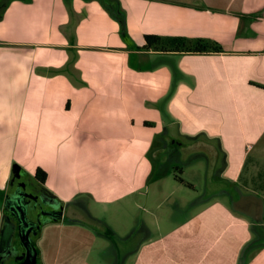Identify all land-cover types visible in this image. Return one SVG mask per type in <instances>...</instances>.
I'll use <instances>...</instances> for the list:
<instances>
[{"label": "crops", "instance_id": "1", "mask_svg": "<svg viewBox=\"0 0 264 264\" xmlns=\"http://www.w3.org/2000/svg\"><path fill=\"white\" fill-rule=\"evenodd\" d=\"M148 35L222 52L146 50ZM38 169L60 215L41 228L40 264H264V0H13L0 18V241L10 181ZM180 187L200 201L172 223ZM141 206L125 242L106 217Z\"/></svg>", "mask_w": 264, "mask_h": 264}, {"label": "flooded vegetation", "instance_id": "2", "mask_svg": "<svg viewBox=\"0 0 264 264\" xmlns=\"http://www.w3.org/2000/svg\"><path fill=\"white\" fill-rule=\"evenodd\" d=\"M12 1L13 0H0V18L2 17L5 9ZM14 185V188H10V194L7 195L6 198H10L13 201L16 200L17 204L14 203V206H10L7 208V211L4 212L3 221H6L5 234L9 235V232L11 230L13 231L14 229L15 237L14 239H12V242L15 244V248L12 249L9 255V259H4V257H2L1 264H22L27 258L25 255L26 251L22 247L20 249V247L18 246L19 241L17 236L20 233L21 227L20 222L18 220V218L20 217V212H18L17 210V205H19V201H21L24 205H28V208L30 209L27 214L28 223L31 222L32 226H37V229L33 228L32 231L29 233V239L31 241L32 247L36 251V264H40V253L37 247V239L40 236L41 228L43 227V225L46 222L51 221L49 216L52 215L53 217L55 216V214L58 215V212L53 206H51V203H53V201L50 200L47 193L42 189L41 185L36 183L34 180H18L15 181ZM23 189H25V191H28L29 195L32 198H36L37 200H39V202L35 204L33 202L31 203L30 201H28V198H25L23 193L20 192ZM11 211H14V213ZM28 249L31 250V247H29ZM27 253L31 254L30 252Z\"/></svg>", "mask_w": 264, "mask_h": 264}, {"label": "rangeland", "instance_id": "3", "mask_svg": "<svg viewBox=\"0 0 264 264\" xmlns=\"http://www.w3.org/2000/svg\"><path fill=\"white\" fill-rule=\"evenodd\" d=\"M176 175H178V176H181L180 174H178V173H176ZM210 177V176H209ZM197 185H198V183H197ZM196 185V186H197ZM203 186V185H202ZM201 185H199L197 188H198V191H200V193L198 192V194H200V195H204L203 194V188L201 189V187H202ZM208 186H210V184L208 183ZM219 186V185H218ZM181 188V187H180ZM214 187H212L211 189H213ZM183 189V190H182ZM202 191V192H201ZM208 193H209V191H210V189H207L206 190ZM186 192H188V190H186L185 188H181V190L180 189H176V191H175V193H177V196H179L178 198H177V200L178 201H180L181 203H180V206H179V209H176V212L174 213V215H172V219L170 220V222L172 221V223H174V222H177L178 220H180V218L182 217V216H184V211H185V208H184V205L185 204H187V202H194L195 204H198L199 203V201L200 200H198V198H197V196H196V198L195 199H193V197H191V198H189L190 197V195H188ZM186 197V199H182V198H185ZM225 202H226V200H225ZM228 203H229V201H227ZM226 202V203H227ZM58 212V214H59V211H57ZM94 216H96V217H98V218H102V219H105V217H103V216H101V214L99 213V211H98V209L96 208L95 209V211H94ZM154 214L157 216L159 213L158 212H156V211H154ZM161 214V213H160ZM147 215H148V213H147V210L146 209H144V207L143 206H141L139 209H137L136 210V212L133 214V216L130 218V220L129 221H127L126 222V219H118L117 217L116 218H114V217H112V216H108V217H106V221L107 222H110L109 223V225L110 226H112L115 230H116V232L118 233V234H120L121 236H123L124 238H122L125 242L127 241V242H130L131 241V239L133 238V237H131V235H132V227H133V220L135 219V218H144V219H147ZM165 212H162V218L163 219H160V222L161 223H164L165 222ZM66 217H70V215L69 214H66L65 215ZM83 218H84V221H90V222H92V223H90L91 225H93V227L95 228H97V227H101L102 226V224L101 223H99V222H96L95 220H89V219H87V217H85V215H84V213H83V215H81ZM80 219H81V217H79ZM3 220H4V218H3ZM48 221V220H47ZM4 222V221H3ZM5 223H6V221L4 222V224H3V227H2V232H3V235H2V237H1V247H0V264H1V259H2V257H4V259H6V258H8L9 259V255H10V253H11V251H12V249H14L15 248V244L12 242V239H14V229H13V231L11 230L10 232H9V235H7V234H5ZM167 224H168V222H167ZM97 225V226H96ZM11 226V225H10ZM165 226H167V225H165ZM12 227V226H11ZM134 228V227H133ZM138 230H139V228H138ZM137 231V230H136ZM136 231H134V232H136ZM133 232V233H134ZM135 234V233H134ZM8 236V237H7ZM18 237V236H17ZM116 239V240H115ZM18 241H19V239H18ZM113 241H114V244H115V246H118V248H119V246L121 245V244H123V243H125V242H120L119 241V239L118 238H115L114 237V239H113ZM129 246L128 247H126L125 249H122V251H124L125 253H124V257H126L127 256V254H130L131 253V251H130V243L128 244ZM18 246L20 247V249H21V246H20V243L18 242Z\"/></svg>", "mask_w": 264, "mask_h": 264}, {"label": "trees", "instance_id": "4", "mask_svg": "<svg viewBox=\"0 0 264 264\" xmlns=\"http://www.w3.org/2000/svg\"><path fill=\"white\" fill-rule=\"evenodd\" d=\"M114 17L118 20L120 26V37L122 40L126 39V30L124 25V19L114 12ZM145 45L143 49H154L162 52H184V53H209V52H222V48L219 47L216 43L206 41V40H186L182 38H160L157 36H145ZM175 179L182 183V179L179 176H175ZM34 181L38 182V184L43 185L45 180V174L41 170H37L34 175ZM68 224H81L79 221H71L69 219L64 221ZM98 233V232H97ZM104 234H110L109 232H104Z\"/></svg>", "mask_w": 264, "mask_h": 264}, {"label": "water", "instance_id": "5", "mask_svg": "<svg viewBox=\"0 0 264 264\" xmlns=\"http://www.w3.org/2000/svg\"><path fill=\"white\" fill-rule=\"evenodd\" d=\"M14 183L15 182L13 180L10 181V183L8 185L9 190L11 187L14 188L13 187V186H15ZM9 190H8L7 195L10 194ZM14 190H16V189H14ZM20 192L23 193L24 197L28 198V201H30L31 203L33 202V203L37 204L39 202V200H37L36 198H32L29 195L28 191H25V189L21 190ZM24 197H22V198H24ZM14 203L17 204L16 200L13 201L10 198H6L4 201V211L6 212L8 207L14 206ZM18 204L19 205H17V210H18V212H20L19 213L20 217L18 218V220H19L20 225H21L20 233L18 234V239H19L20 246L26 251L25 255L27 257L22 264H36V251L31 245V241L29 239V233L32 231L33 228L37 229V226H32L31 222L28 223V221H27V214H28V211L30 210L28 208V205H24L21 201H19ZM54 205L55 204L51 203V206L55 207ZM11 212L14 213V211H11ZM46 215H48V214H46ZM49 218L51 220H57L60 218V215L55 214V216H53V217H52V215H50ZM29 247H31V250L28 249ZM27 252H30L31 254H28Z\"/></svg>", "mask_w": 264, "mask_h": 264}]
</instances>
